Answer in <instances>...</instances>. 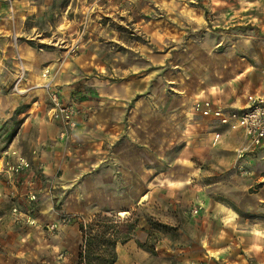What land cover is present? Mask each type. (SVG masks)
<instances>
[{
	"label": "rangeland",
	"instance_id": "obj_1",
	"mask_svg": "<svg viewBox=\"0 0 264 264\" xmlns=\"http://www.w3.org/2000/svg\"><path fill=\"white\" fill-rule=\"evenodd\" d=\"M35 5L0 72V227L30 229L26 264H77L96 214L133 242L117 264H264V158L238 167L243 132L191 108L264 78V0Z\"/></svg>",
	"mask_w": 264,
	"mask_h": 264
},
{
	"label": "crops",
	"instance_id": "obj_2",
	"mask_svg": "<svg viewBox=\"0 0 264 264\" xmlns=\"http://www.w3.org/2000/svg\"><path fill=\"white\" fill-rule=\"evenodd\" d=\"M36 8L37 5H35V0H0V72L6 65H9L7 64V59H4L3 62V57L7 58V56H10L12 60L15 59L16 63L14 70H17L18 63L16 60V56L22 55V53L23 55H25V49L24 47H22L21 42H19V26L25 23L26 19L28 21L30 20L31 22L34 21L35 18L33 17V14H35ZM26 29L28 31L31 30V28L29 27H27ZM26 34L31 36V33ZM12 60L10 61L14 63V61ZM221 91L222 89L219 84H208L199 92H196L193 96H195L194 98L198 96H202L205 98L209 97L213 101H215V103L217 102V104L222 107H238L245 103V96L248 93H264V78L259 81L254 90L247 91L245 93H242L241 95L236 96L234 98V101H232L230 104H225L223 102L224 100L220 94ZM220 128L222 129V127ZM210 133L213 134V132ZM242 137L243 138L240 146L236 148L238 157H241L240 159L235 161L238 167L244 166V164L249 163L253 160H258V158H264V146L246 148L244 152H242L247 145L245 136L242 135ZM246 157H250L251 160L247 159ZM249 172L251 174L255 172L256 177H260L259 179H264V173H261V171H257L258 173H256V169L253 168L252 170H249ZM29 231L30 229L19 230L16 224H14L12 221L7 222L5 221V219L3 220L0 227V264H15L18 259L21 260V264L28 263L27 261L29 257V251L27 250V248H17L15 246L16 244L22 243V240H27ZM41 237L43 239L44 235H42ZM18 239L19 241L17 243ZM130 246L133 247V242L131 240H125L123 242H119L116 245L117 260L114 264H117L120 259L124 258V249ZM52 252V245L49 244L47 251L41 250L40 254L36 253L35 256L41 264H51L52 257L54 256ZM63 257V260L67 259L66 255H64ZM132 264L138 263L133 262Z\"/></svg>",
	"mask_w": 264,
	"mask_h": 264
},
{
	"label": "built area",
	"instance_id": "obj_3",
	"mask_svg": "<svg viewBox=\"0 0 264 264\" xmlns=\"http://www.w3.org/2000/svg\"><path fill=\"white\" fill-rule=\"evenodd\" d=\"M53 99L58 105L57 99ZM57 107L54 108L52 117L58 116L57 110L60 115L66 120L69 125H74L71 118L73 112L70 107ZM192 114L199 112L205 116L216 119L219 123L226 125L230 129L241 130L245 136L247 145L246 148H254L264 146V93H248L245 96V103L238 107H222L215 105L208 98L198 96L192 103ZM214 139L219 136V132H213Z\"/></svg>",
	"mask_w": 264,
	"mask_h": 264
},
{
	"label": "trees",
	"instance_id": "obj_4",
	"mask_svg": "<svg viewBox=\"0 0 264 264\" xmlns=\"http://www.w3.org/2000/svg\"><path fill=\"white\" fill-rule=\"evenodd\" d=\"M105 217L96 214L86 224H79L82 239L77 254V264H114L116 262V245L120 239L115 235L114 225L105 223Z\"/></svg>",
	"mask_w": 264,
	"mask_h": 264
},
{
	"label": "bare ground",
	"instance_id": "obj_5",
	"mask_svg": "<svg viewBox=\"0 0 264 264\" xmlns=\"http://www.w3.org/2000/svg\"><path fill=\"white\" fill-rule=\"evenodd\" d=\"M123 213V212H122Z\"/></svg>",
	"mask_w": 264,
	"mask_h": 264
}]
</instances>
